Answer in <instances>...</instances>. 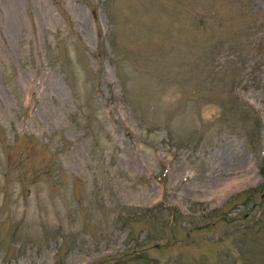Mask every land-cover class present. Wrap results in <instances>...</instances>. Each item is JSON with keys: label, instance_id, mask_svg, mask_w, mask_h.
<instances>
[{"label": "rangeland", "instance_id": "obj_1", "mask_svg": "<svg viewBox=\"0 0 264 264\" xmlns=\"http://www.w3.org/2000/svg\"><path fill=\"white\" fill-rule=\"evenodd\" d=\"M0 264H264V0H0Z\"/></svg>", "mask_w": 264, "mask_h": 264}]
</instances>
